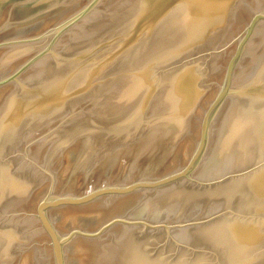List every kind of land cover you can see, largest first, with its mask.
<instances>
[{
	"label": "water",
	"instance_id": "obj_1",
	"mask_svg": "<svg viewBox=\"0 0 264 264\" xmlns=\"http://www.w3.org/2000/svg\"><path fill=\"white\" fill-rule=\"evenodd\" d=\"M0 264H264V0H0Z\"/></svg>",
	"mask_w": 264,
	"mask_h": 264
}]
</instances>
